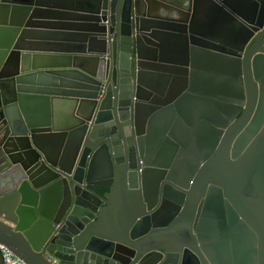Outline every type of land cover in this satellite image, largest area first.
I'll list each match as a JSON object with an SVG mask.
<instances>
[{
    "label": "water",
    "instance_id": "obj_1",
    "mask_svg": "<svg viewBox=\"0 0 264 264\" xmlns=\"http://www.w3.org/2000/svg\"><path fill=\"white\" fill-rule=\"evenodd\" d=\"M0 245L264 264V0H0Z\"/></svg>",
    "mask_w": 264,
    "mask_h": 264
},
{
    "label": "crops",
    "instance_id": "obj_2",
    "mask_svg": "<svg viewBox=\"0 0 264 264\" xmlns=\"http://www.w3.org/2000/svg\"><path fill=\"white\" fill-rule=\"evenodd\" d=\"M175 48H177V46H175L174 45V47L172 48V50H175ZM174 67H176V68H179L180 66H175L174 65ZM209 70V68H207V70L206 71H208ZM200 71H205V68H203V69H200ZM171 82H172V79L171 80H169V82H168V85L166 86V88L164 89V95H163V97H160V104H171V106H173V103H172V100H176V98L175 97H173V94L175 93V91L173 90V92L171 93V95H170V88H171ZM178 84H180L179 86H177V89H180L181 91H183L184 89H186L185 90V92L186 91H188V89L190 88V81L189 80H187L186 81V85H185V87L183 86V82H180V81H178L177 82ZM212 86V82H210V87ZM205 88V83L203 84V89ZM208 88H209V84H208ZM199 96V95H198ZM169 97V98H168ZM203 98H206V100H208V101H212L213 99H212V96L211 95H209V94H206V96L205 95H203Z\"/></svg>",
    "mask_w": 264,
    "mask_h": 264
},
{
    "label": "flooded vegetation",
    "instance_id": "obj_3",
    "mask_svg": "<svg viewBox=\"0 0 264 264\" xmlns=\"http://www.w3.org/2000/svg\"><path fill=\"white\" fill-rule=\"evenodd\" d=\"M256 21H257V18H256ZM255 34H256V33H255ZM254 44H255V41H254V43L251 45V47H252ZM123 65H124V68H125V70H126L125 78H126V79H129V80L132 79L133 76H134V70H132V62H131V58H130L129 56H127V57L125 58ZM128 164H129V165L133 164V161H129ZM117 170H118V172L120 173V175H123L124 172H125V169H124V167H122V166L119 167V169H117ZM102 192H105V190H102ZM159 194H163V192L159 191ZM145 248H146V246L141 245V246L139 247V252H142ZM137 254H138V253H137ZM129 259H130V264H134V263L137 264L138 261H139V259L137 258V255H136V254H134V255H132L131 257H129Z\"/></svg>",
    "mask_w": 264,
    "mask_h": 264
},
{
    "label": "built area",
    "instance_id": "obj_4",
    "mask_svg": "<svg viewBox=\"0 0 264 264\" xmlns=\"http://www.w3.org/2000/svg\"><path fill=\"white\" fill-rule=\"evenodd\" d=\"M2 259L4 264H24L10 250L0 245Z\"/></svg>",
    "mask_w": 264,
    "mask_h": 264
}]
</instances>
